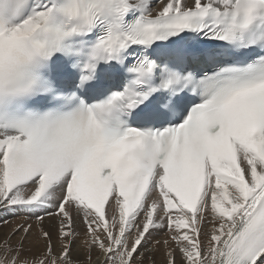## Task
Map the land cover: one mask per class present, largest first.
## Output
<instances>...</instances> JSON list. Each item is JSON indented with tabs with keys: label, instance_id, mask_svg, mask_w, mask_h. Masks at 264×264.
I'll use <instances>...</instances> for the list:
<instances>
[{
	"label": "snow or ice",
	"instance_id": "6c2138e0",
	"mask_svg": "<svg viewBox=\"0 0 264 264\" xmlns=\"http://www.w3.org/2000/svg\"><path fill=\"white\" fill-rule=\"evenodd\" d=\"M0 211V264H264V0H0Z\"/></svg>",
	"mask_w": 264,
	"mask_h": 264
},
{
	"label": "bare ground",
	"instance_id": "6f19581e",
	"mask_svg": "<svg viewBox=\"0 0 264 264\" xmlns=\"http://www.w3.org/2000/svg\"><path fill=\"white\" fill-rule=\"evenodd\" d=\"M24 219L25 217L23 214L10 215L0 211V250H2V242L5 239H7L9 236H11L13 229H15L18 226V224L23 223ZM29 222L34 224V230H33V234L28 238L27 241H25L26 248L32 246V241L38 235L37 226H35L34 218ZM55 223L56 221L54 220L46 219L44 226L51 228V230L53 231V239L54 241H56L57 245H59V241L57 240L55 229L52 227L53 225H55ZM208 227L210 228L211 225H209ZM76 230L79 233H81V239H83V233L86 231V229L82 221H77ZM22 235L23 233H17L15 236H12L11 244L13 246H16ZM167 235L168 233L166 231H161L160 233L157 234L156 238L164 239L166 238ZM79 245H80V241L77 242V248H79ZM42 248H43V243H41L40 245V249ZM40 249H37L35 247L32 248L33 252H36ZM141 251L143 252L144 249H141ZM73 256L76 261V264H87L86 258L82 252L74 251ZM95 256L96 253H93V257H94L93 264H95ZM145 256L146 258L143 260V264H166V255L163 247H161L159 250L145 253ZM177 264H181V258L179 253L177 254Z\"/></svg>",
	"mask_w": 264,
	"mask_h": 264
}]
</instances>
